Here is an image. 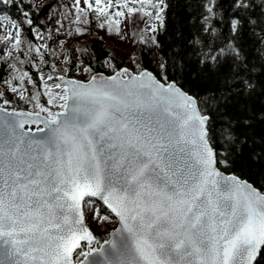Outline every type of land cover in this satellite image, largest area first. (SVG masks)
<instances>
[{
  "label": "snow or ice",
  "instance_id": "6c2138e0",
  "mask_svg": "<svg viewBox=\"0 0 264 264\" xmlns=\"http://www.w3.org/2000/svg\"><path fill=\"white\" fill-rule=\"evenodd\" d=\"M47 7L55 8V0ZM254 7L261 17L255 24ZM167 8L166 0H73L62 15L84 25L94 14L101 29L111 32L115 24L119 34L120 18L142 13L155 22L145 31L156 33ZM219 11L216 0H208L205 18L215 19ZM56 23L59 33L64 24ZM246 25L253 35L257 26L264 33V0L258 6L231 0L225 44L209 47L197 63L211 69L240 60ZM13 27L15 34L0 36L7 46L0 62L19 72L11 92L26 99L19 85L28 73L17 67L23 63L22 28ZM204 28L215 30L212 24ZM75 32L84 35L80 26ZM51 35L37 29L33 39ZM48 47L27 45L41 58ZM64 63L93 71L71 56ZM60 71L47 77L60 81L48 101L56 111L43 105L39 111L9 110L11 101L2 99L0 264H264V191L231 172L233 141L240 143L231 123L220 137L198 96L146 70L124 68L87 81ZM93 198L99 204L89 209ZM86 211L98 227L112 223V216L118 226L101 241L86 225Z\"/></svg>",
  "mask_w": 264,
  "mask_h": 264
},
{
  "label": "trees",
  "instance_id": "16d2710c",
  "mask_svg": "<svg viewBox=\"0 0 264 264\" xmlns=\"http://www.w3.org/2000/svg\"><path fill=\"white\" fill-rule=\"evenodd\" d=\"M52 3L53 0H49L37 6L32 0H0V17L24 21L27 39L34 42V30L45 32L57 20L52 17L53 8L47 7ZM166 3L163 26L158 27L155 34L157 50L140 49L141 68L153 72L159 79L176 80L185 91L198 96L203 102L201 106L211 116L213 131L220 137L227 133L231 123L232 132L240 140V143L233 141L236 151L232 153L231 172L264 191V160L260 159L264 155V43H261L264 33L257 26L253 35L246 25L242 39L243 57L220 67L213 64L208 69L197 61L209 47L219 48L225 44L231 0H216L220 11L215 19L205 18L208 0H166ZM260 3L261 0H255L257 6ZM250 15L255 17L254 24L261 18L258 7H254ZM29 18L33 20L31 26L27 23ZM205 24H212L215 30L205 29ZM89 50L90 54L82 53L79 60L91 65L95 72L111 74L102 66L110 58L116 67L123 66L124 60H115L109 47L98 37L92 39ZM3 63L0 62V85L10 76V68L4 67ZM26 68L41 90L38 71L33 69L31 62ZM8 107H14V104ZM220 142L225 143L222 138ZM227 146L231 150L232 145ZM93 200L92 205L99 204L97 199ZM112 220L116 218L112 216Z\"/></svg>",
  "mask_w": 264,
  "mask_h": 264
},
{
  "label": "rangeland",
  "instance_id": "374dc122",
  "mask_svg": "<svg viewBox=\"0 0 264 264\" xmlns=\"http://www.w3.org/2000/svg\"><path fill=\"white\" fill-rule=\"evenodd\" d=\"M37 6H41L44 2L49 0H32ZM51 1V0H50ZM73 3V0H55L56 7L53 8L52 17L55 19H60L64 24V28L60 30L59 33L56 32L58 27L56 21L47 31L39 32L47 37L48 33L51 32L50 39L35 40L34 42L27 39L24 29V21L18 20L13 17H0V36H4L8 31H12L15 34L14 24L19 25L22 28L21 37L23 40V50L24 55L21 57L23 63L17 64V67L21 72H27L28 78L24 79L23 84L19 85L21 89H25L24 96L25 98L34 97L31 103L26 102V99H21L18 93L11 92V85L13 81V74L19 75V72H15L14 69L10 68V76L8 84L0 85V92L4 93V97H0V104L2 105V99L7 98L11 101V104H14L15 109H21L26 111H39V105L45 107H50L53 111L58 110L55 107V104H49L48 101L51 95H54L58 89L52 87L53 83H60V81H50L47 77L51 74L53 76L64 74L61 72V69H68L67 76L75 77L82 80H87L91 75L103 73L109 74L104 71L88 73L87 71H81L77 67H70L68 64L64 63L65 57L71 56L74 62H80V55L82 53L90 54V44L92 39L99 38L102 42L109 47L115 60L123 61V66L116 67L115 61L110 58L107 59L102 66L105 67L111 74L121 71L124 68H127L130 72H141V63H140V49L145 47L147 50H157V45L155 41L144 43L141 42L142 38L147 40L149 36H155L156 33H151L145 31L148 28L149 24L155 23L154 21L148 20V18L143 17L142 13L128 14L126 13L125 18H120L121 23L119 25V34H117V29L115 24L112 26V31L101 29L99 27L100 18L94 14L89 15L90 23L84 25H74L72 23L73 17L68 15L67 19H64L62 13L64 9L70 7ZM80 26L84 30V35H78L75 32V28ZM71 32V34H69ZM31 43L33 49L41 44H48L50 47L42 49L44 57L41 58L35 52H29L27 45ZM7 51V46L3 43H0V55H3ZM35 56V59L32 57ZM9 63H14V60H7ZM33 64V69L38 71L39 79L41 80L42 89L40 90L35 84V81L32 79V75L26 68V64ZM84 64V63H83ZM55 65L56 67H51ZM87 65V64H84ZM43 78V79H42ZM43 95V97H42ZM97 205H89V209L96 207ZM86 220L87 225L93 230L94 234L100 239H105L108 237V233L115 227L117 224L115 220H112V223L107 224L103 227H98L95 222L92 221L91 211H86Z\"/></svg>",
  "mask_w": 264,
  "mask_h": 264
},
{
  "label": "water",
  "instance_id": "95a60500",
  "mask_svg": "<svg viewBox=\"0 0 264 264\" xmlns=\"http://www.w3.org/2000/svg\"><path fill=\"white\" fill-rule=\"evenodd\" d=\"M144 71V70H143ZM146 71H149V70H146ZM149 72H151V71H149ZM133 74H138V73H136V72H132ZM140 73V72H139ZM153 75H155L153 72H151ZM116 74V73H115ZM115 74H104L105 76H111V75H115ZM94 75H96V74H94ZM67 77H70V78H73V79H78V78H75V77H71V76H67ZM158 79H159V77H157ZM90 79V78H89ZM78 80H82V79H78ZM88 80V79H87ZM87 80H84V81H87ZM162 82H163V80H162ZM0 106H2L1 104H0ZM12 108H9V110H11ZM17 110H21V109H17ZM24 111H26V110H24ZM42 115H43V113H42ZM33 127H35V126H33ZM221 171L222 172H224L225 170L224 169H222L221 168ZM226 174H228L227 172H226ZM243 179V178H242ZM96 199V198H95ZM98 201V200H97ZM99 202V201H98ZM85 223H86V225H87V220H86V215H85ZM88 226V225H87ZM116 226H118V224L116 225ZM89 227V226H88ZM90 228V227H89ZM91 229V228H90ZM92 230V229H91ZM113 230V229H112ZM111 230V231H112ZM93 231V230H92ZM110 231V232H111ZM94 233V232H93Z\"/></svg>",
  "mask_w": 264,
  "mask_h": 264
}]
</instances>
